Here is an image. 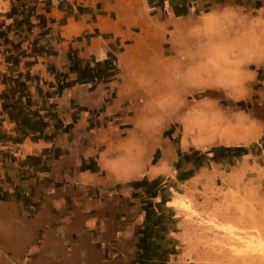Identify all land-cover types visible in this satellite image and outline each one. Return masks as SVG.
Here are the masks:
<instances>
[{"label":"crops","instance_id":"1","mask_svg":"<svg viewBox=\"0 0 264 264\" xmlns=\"http://www.w3.org/2000/svg\"><path fill=\"white\" fill-rule=\"evenodd\" d=\"M0 14V61L12 55L19 65L28 62L24 81L36 84L27 88L25 83L20 90L41 95L29 104L47 110L34 122L25 107L28 130L7 119L16 129L0 134V264H179V228L185 225V235H193L196 221L192 214L186 224L178 220L172 202L183 192L202 220L218 208L219 219L228 217L250 231L261 227L264 89L255 91L259 99L247 113L232 112L235 120L245 116V139L238 132L212 137L206 131L211 120L222 122L228 113L208 96L195 100L192 107H201L203 122L198 131L192 121L185 123L192 134L179 133L187 145L177 142L180 152L174 153L163 144V130L173 124L166 111L179 101L169 100L163 108L156 81L184 67L187 75L201 73V82H210L208 58L165 56L161 48L151 51L131 38L123 0H0ZM47 37L65 52L77 47L74 69L50 66L60 54L50 52ZM4 44L8 50H2ZM252 62L264 66V57ZM102 63L106 73L91 69ZM257 74L250 72L249 80ZM146 76L149 85L139 79ZM104 77L107 83L99 84ZM259 77L264 86V71ZM177 87L172 88L176 94ZM210 88L204 84L196 90ZM220 90L241 93L227 95L231 101L251 97L245 88ZM98 92L108 98L100 109L97 100L86 102ZM31 124L39 129H30ZM199 188L201 195H194ZM186 249L194 252L193 245ZM204 257L201 264H210Z\"/></svg>","mask_w":264,"mask_h":264},{"label":"rangeland","instance_id":"2","mask_svg":"<svg viewBox=\"0 0 264 264\" xmlns=\"http://www.w3.org/2000/svg\"><path fill=\"white\" fill-rule=\"evenodd\" d=\"M123 4L125 5V24L130 31V37L138 42L143 41L149 50L156 51L161 48L165 56L172 54L184 59L187 57L186 55H193L194 57L203 55L208 58L209 74L211 76L206 78H210V82L203 81L202 83L201 79L204 77L201 73L199 75H187L184 67H179L177 75H159L156 81L158 86L156 87L157 90L162 91V102L165 105L163 108L169 105H166L169 100L179 101L177 108L165 113L166 117L167 115L169 118L172 117L173 124L165 126L163 144H168L174 153L180 152L177 142L180 141L181 145L186 147L184 135L188 132L185 123L192 121L196 131H198V127H201L203 122L201 107L192 106L195 100L205 96L210 97L215 102L217 101L219 108L228 113L225 116L228 118H223L222 122L211 120L206 131L212 137L226 136L227 138L238 132L245 139L249 135L246 132L245 116L242 115L241 120H235L232 119V112L243 110L247 113L250 109V103L259 99L255 91L264 89V86L260 84L259 77L264 71V66L252 62L254 59L264 57V0H123ZM46 39L49 41L50 52L60 54L58 60L52 58L50 66L54 69L57 66L60 69L66 66L74 69L77 64L74 63L73 58L76 55L77 47H69L70 52L68 53L62 48L63 46L51 42L50 37ZM14 45L18 44L15 43ZM4 46L5 48L2 50L9 49L7 45L4 44ZM69 62L71 63L69 64ZM25 63L26 61L22 62V65L17 64L16 58L12 55L11 60L0 61V103L7 104L5 107L0 106V134L14 132L16 129L13 126L12 128L9 127L7 119L19 120L23 122L24 126L27 125L26 118L30 114L25 116V107H28V112L34 113V122L39 121L38 116L47 113V110L37 109L29 104L28 99L31 103H34L42 99L41 95L29 89V92H26L25 88L20 90V87L25 83L27 88H30L32 84H36L33 81H24L25 77H29L27 68L31 67L28 62ZM103 63L91 69L106 73V64ZM80 65L78 64L79 67ZM170 67L168 65L165 69H170ZM21 70L23 72H20ZM255 70L258 73L257 76L253 80H249L250 72L255 74ZM25 73L27 76H25ZM139 79H142L146 85L151 83L148 76L139 77ZM155 79L154 77V82ZM17 83L19 85L18 90ZM102 83H107L105 77L99 81V84ZM135 83L137 82L135 81ZM12 84L16 92L15 90L10 91ZM161 84L163 86H160ZM204 84L211 86L210 90H205V92L196 90L197 87L203 88ZM176 85L179 89L177 94L172 89ZM191 87H194V90ZM222 87L229 90L245 88L246 90L243 91L246 94H251V97L248 100L245 98V102L231 101L227 98V95L238 93L233 91L225 93L220 90ZM150 95L153 94L150 93ZM238 95L241 96V93ZM101 97V93L98 92V97L86 99V102L87 100H97V108L100 109L108 100L107 97ZM243 97H245V93ZM83 99L81 101L86 103ZM9 101L18 104L10 109L8 106ZM122 112V110L119 111L116 116ZM188 113H191V116ZM73 114L75 112L71 111V114H69L70 119ZM179 120H182V122L180 123ZM163 122L168 123L165 119ZM4 123L6 126H4ZM28 126H30V129H39L37 124ZM28 128L25 126L23 130H28ZM52 129L55 130V125L50 128L51 131ZM182 132H184L183 136L179 134ZM188 134H192L191 130ZM1 142L8 141L2 140ZM166 158L169 159V156L166 155ZM152 159L156 160L157 155H154ZM164 184L166 185V183ZM200 191V188L199 190L196 189L194 195L200 196ZM177 199V202L172 203H174L173 207L179 210L178 220L185 224L187 221L190 222L187 214H192L196 218L193 224V235H185V225L179 228L178 249L175 252L178 260H181L179 264H185L187 260L192 259H194L195 264H201L203 256H205V260L209 259L210 264H264V218L259 219L260 228L250 231L239 227L240 225L238 226L228 217L219 219L218 215L221 211L218 208L212 211L211 218L202 220L199 217L202 214L200 215V213L191 210V205L188 202L189 198L186 197L184 192L182 195L177 193ZM187 244L193 245L194 252L190 251L191 249H186ZM202 248L204 252L206 251L204 255L202 254Z\"/></svg>","mask_w":264,"mask_h":264}]
</instances>
